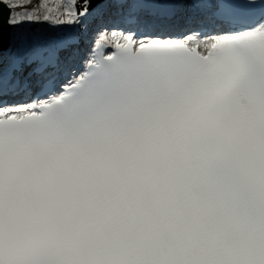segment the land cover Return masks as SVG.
Here are the masks:
<instances>
[{"label":"snow or ice","instance_id":"1","mask_svg":"<svg viewBox=\"0 0 264 264\" xmlns=\"http://www.w3.org/2000/svg\"><path fill=\"white\" fill-rule=\"evenodd\" d=\"M0 264H264V0H0Z\"/></svg>","mask_w":264,"mask_h":264}]
</instances>
